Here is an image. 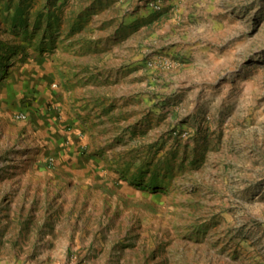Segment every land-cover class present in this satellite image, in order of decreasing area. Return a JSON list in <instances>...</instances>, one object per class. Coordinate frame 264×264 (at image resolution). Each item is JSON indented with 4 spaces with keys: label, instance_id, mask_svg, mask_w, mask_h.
<instances>
[{
    "label": "rangeland",
    "instance_id": "obj_1",
    "mask_svg": "<svg viewBox=\"0 0 264 264\" xmlns=\"http://www.w3.org/2000/svg\"><path fill=\"white\" fill-rule=\"evenodd\" d=\"M0 264H264V0H0Z\"/></svg>",
    "mask_w": 264,
    "mask_h": 264
},
{
    "label": "built area",
    "instance_id": "obj_2",
    "mask_svg": "<svg viewBox=\"0 0 264 264\" xmlns=\"http://www.w3.org/2000/svg\"><path fill=\"white\" fill-rule=\"evenodd\" d=\"M19 118H21V119H24L25 118V116H26V114H20V115H17Z\"/></svg>",
    "mask_w": 264,
    "mask_h": 264
}]
</instances>
